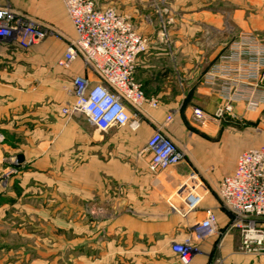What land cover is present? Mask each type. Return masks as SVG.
Wrapping results in <instances>:
<instances>
[{"label":"crops","instance_id":"0c3cea01","mask_svg":"<svg viewBox=\"0 0 264 264\" xmlns=\"http://www.w3.org/2000/svg\"><path fill=\"white\" fill-rule=\"evenodd\" d=\"M9 3L18 12L53 20L70 33L65 45L43 44L34 59L0 58V171L8 179L0 191V264H181L172 244L189 237L208 211L215 213L220 229L227 228L232 217L218 195L222 181L198 186L201 204L183 215L171 207L185 206L181 189L187 174L182 167L175 169L182 163L156 173L148 168L151 154L146 143L166 124L170 105L129 107L142 121L137 136L103 139L94 134L92 139L80 134L86 126L71 124L61 111L74 103L76 77L94 84L99 78L80 57L68 69L58 66L76 38L63 1ZM173 3L178 46L169 55L164 51L141 55L135 72L146 96L158 101L165 94L159 85L170 82L173 68H182L185 75L192 71L202 82L203 73L240 33L253 32L264 42V0ZM6 49L0 47V56ZM199 92L221 102L208 86H200ZM234 112L257 120L264 132V105L247 111L243 104H235ZM165 130L176 138L175 124H167ZM217 241L214 236L198 242L199 254L191 264H214L217 259L224 264H264V253L242 252L237 230L220 248Z\"/></svg>","mask_w":264,"mask_h":264},{"label":"built area","instance_id":"2783aa9c","mask_svg":"<svg viewBox=\"0 0 264 264\" xmlns=\"http://www.w3.org/2000/svg\"><path fill=\"white\" fill-rule=\"evenodd\" d=\"M62 1L76 38L58 60V66L68 69L80 57L99 78L94 84L86 77H76L74 103L63 108L62 114H83L101 132L121 127L137 132L142 121L129 107L140 110L146 99L134 77L139 57L147 52L145 41L114 9L98 10L90 0ZM26 32L22 15L0 0V47L20 41ZM202 83L217 92L223 101L221 111L231 112L235 104H243L247 111L258 109L264 105V42L253 32L240 33L205 72ZM194 115L199 121L205 119L199 109H195ZM172 121L173 117L167 116L166 124L156 128L146 143L151 154L148 168L153 173L183 163L180 146L165 130ZM236 164L234 172L223 178L218 190L224 209L232 217L230 224L220 229L217 216L208 211L203 221L193 225L189 237L172 244L171 249L181 264H191L199 254L198 242L215 236L216 246L220 248L224 238L234 230L240 232L242 252L264 253V145L243 151ZM6 187L7 180L0 179V191ZM183 191V210L171 207L186 215L199 207L203 196L198 186L186 184ZM214 264L224 262L217 259Z\"/></svg>","mask_w":264,"mask_h":264},{"label":"rangeland","instance_id":"374dc122","mask_svg":"<svg viewBox=\"0 0 264 264\" xmlns=\"http://www.w3.org/2000/svg\"><path fill=\"white\" fill-rule=\"evenodd\" d=\"M90 1L98 10L114 9L127 19L133 30L142 37L147 45V52L142 55L162 53L160 51L169 55L172 47L176 49L178 46L179 21L177 11L173 8L174 0ZM3 2L10 5L9 0H3ZM19 14L23 17L27 35L20 41L6 44L4 48L7 49L0 56L1 59L11 62L28 61L37 57L40 54L37 49L47 42L65 45L70 29L67 27L59 29L53 20L40 18L34 14L24 12H19ZM170 57L168 56V59L171 61ZM135 81L138 82L136 78ZM139 85L141 86L140 83ZM200 86H206L201 82V76L196 77L195 73L192 75V71L185 75L182 68L176 70L173 68L170 82L166 85H159L165 91L162 101L148 98L143 91L146 98L144 106L146 104L149 108L155 109L159 106V102L170 105L169 115L173 117L171 123L175 124L178 130L176 138L172 139L180 146L184 155L183 163L175 169L182 167L181 171L187 174L185 185L189 184L193 187H204L205 184L209 186L213 180L221 182L236 165V159L243 151L264 143V132L258 128L257 120L251 119L247 114L239 112L237 114L234 112V107L231 112L221 111L223 101L213 102L204 98V95L199 92ZM195 109H199L204 114V120L196 119ZM67 119L71 124L86 126L85 132L80 134L87 133L92 139L94 134L103 139H124L126 136H137L139 133V130L137 132L130 131L128 127L101 132L93 127L85 115L79 113L71 114L67 116ZM13 162L18 164L17 160H13ZM184 167L185 170H183ZM2 173L3 171H0V179L5 178L8 185V179ZM192 175L195 176V179L190 178ZM181 191L183 190L181 189Z\"/></svg>","mask_w":264,"mask_h":264}]
</instances>
